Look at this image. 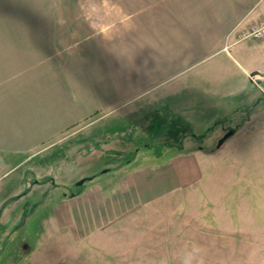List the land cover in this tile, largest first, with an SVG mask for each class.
Wrapping results in <instances>:
<instances>
[{
  "label": "crops",
  "instance_id": "obj_1",
  "mask_svg": "<svg viewBox=\"0 0 264 264\" xmlns=\"http://www.w3.org/2000/svg\"><path fill=\"white\" fill-rule=\"evenodd\" d=\"M117 1L99 4L102 12L92 3L91 16L49 20L41 56L0 85V179L10 176L20 155L52 166L89 161L83 150L94 157L131 148L139 153L149 144L111 123L134 118L147 129L146 139L159 124L161 145L179 154L127 173L116 198L123 208L127 197L146 201L192 184L202 159L224 145L234 150L248 134L239 126L219 148L198 144L200 137L221 138L228 117L246 114L250 123L256 115L251 108L259 96L254 86L264 81V39L242 35L264 18V0ZM96 126L103 131L94 133ZM170 127L171 135L164 134ZM126 137L131 140H121ZM110 165L106 160L103 167ZM3 187L0 264H14L5 243H13L20 216L12 207L14 190L4 198Z\"/></svg>",
  "mask_w": 264,
  "mask_h": 264
},
{
  "label": "rangeland",
  "instance_id": "obj_2",
  "mask_svg": "<svg viewBox=\"0 0 264 264\" xmlns=\"http://www.w3.org/2000/svg\"><path fill=\"white\" fill-rule=\"evenodd\" d=\"M107 1L118 2L0 0V85L20 76L41 56L39 43L45 31L49 33L45 23L54 18L91 16L92 3L102 12L99 4ZM254 89L259 96L251 108L256 112L252 121L249 123L244 114L228 117L220 124L225 131L242 126L248 133L234 150L226 151L224 145L208 160L202 159L200 177L192 184L146 201H130L127 197L123 208L117 202L121 198H116L127 173L140 165H152L157 157V164H163L179 154L161 145L165 141L156 136L161 132L159 124L146 139L147 129L134 118L111 123L113 128L129 129L133 141L149 144L139 153L131 148L121 154L117 150L94 157L83 150L89 161L52 166H43L37 157L30 161L20 155L10 176L0 179L6 191L4 198L14 190L11 204L20 216L10 237L13 243H5L12 262L183 264L191 260L192 264H264V81ZM100 129L96 126L93 132L100 133ZM172 131L170 127L164 134L171 135ZM219 139L213 142L200 137L198 144L211 150ZM106 160L112 166L110 170L103 167ZM128 160L130 167L122 166V161ZM77 172H83L82 176L75 177ZM82 178L89 179L78 185ZM8 182L10 185L5 186Z\"/></svg>",
  "mask_w": 264,
  "mask_h": 264
},
{
  "label": "built area",
  "instance_id": "obj_3",
  "mask_svg": "<svg viewBox=\"0 0 264 264\" xmlns=\"http://www.w3.org/2000/svg\"><path fill=\"white\" fill-rule=\"evenodd\" d=\"M242 38L264 39V18L244 32Z\"/></svg>",
  "mask_w": 264,
  "mask_h": 264
},
{
  "label": "water",
  "instance_id": "obj_4",
  "mask_svg": "<svg viewBox=\"0 0 264 264\" xmlns=\"http://www.w3.org/2000/svg\"><path fill=\"white\" fill-rule=\"evenodd\" d=\"M233 133H234V130H229V131H227L220 139H219V141H218V145H217V147L219 148V147H221V145L230 137V136H232L233 135ZM86 181V178H82V179H80L79 181H78V185H82L84 182Z\"/></svg>",
  "mask_w": 264,
  "mask_h": 264
},
{
  "label": "clouds",
  "instance_id": "obj_5",
  "mask_svg": "<svg viewBox=\"0 0 264 264\" xmlns=\"http://www.w3.org/2000/svg\"><path fill=\"white\" fill-rule=\"evenodd\" d=\"M127 19V18H126ZM183 264H192L191 260H185ZM199 264H203V261H200Z\"/></svg>",
  "mask_w": 264,
  "mask_h": 264
},
{
  "label": "trees",
  "instance_id": "obj_6",
  "mask_svg": "<svg viewBox=\"0 0 264 264\" xmlns=\"http://www.w3.org/2000/svg\"><path fill=\"white\" fill-rule=\"evenodd\" d=\"M90 178V177H89ZM89 178H86V180H88Z\"/></svg>",
  "mask_w": 264,
  "mask_h": 264
}]
</instances>
